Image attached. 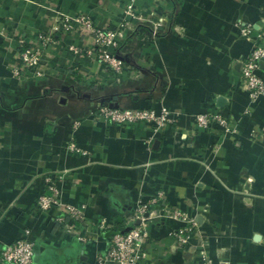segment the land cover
I'll return each mask as SVG.
<instances>
[{
    "label": "crops",
    "instance_id": "obj_1",
    "mask_svg": "<svg viewBox=\"0 0 264 264\" xmlns=\"http://www.w3.org/2000/svg\"><path fill=\"white\" fill-rule=\"evenodd\" d=\"M78 14L112 29L127 24L121 72L87 56L85 33L54 31L56 19ZM238 21L264 33V0H0V248L28 228L33 264H96L110 237L136 223L139 202L161 191L148 209L179 208L197 227L190 246L177 247L170 232L182 223L152 217L148 259L136 264H264V96L250 105L240 89L251 42ZM48 33L53 43L38 41ZM29 45L44 50L42 72L17 78L11 68ZM257 74L264 79V63ZM99 104L165 109L177 123L160 132L109 124L93 115ZM208 105L236 133L194 129L193 115ZM52 173L64 174L60 199L82 207L86 224L68 230L35 212Z\"/></svg>",
    "mask_w": 264,
    "mask_h": 264
},
{
    "label": "built area",
    "instance_id": "obj_2",
    "mask_svg": "<svg viewBox=\"0 0 264 264\" xmlns=\"http://www.w3.org/2000/svg\"><path fill=\"white\" fill-rule=\"evenodd\" d=\"M126 26L127 24H121L119 29H112L103 25L98 26L93 23L89 16L78 14L72 17L56 19L53 29L63 33H69L74 30L85 33L91 39V46L86 51L87 56L99 62L107 74L115 75L123 69V62L116 56V49L118 48V39L124 36V28L122 27ZM234 26L241 37L251 42L250 51L241 59L239 64L240 89L245 93L246 99L251 105L264 96V79L257 74L264 63V33L259 32L253 35L252 24L241 21L236 22ZM38 41L53 43L49 33L42 34ZM68 49L71 51L75 50L73 46H69ZM19 59V65L11 68L14 76L25 78L41 74L42 65L44 64L43 48L35 45L26 46L20 51ZM92 113L95 117L101 118L109 124L120 126L147 125L158 132L177 123V118L173 116L172 112L165 109L156 113L150 108L122 109L112 108L108 104H99L93 109ZM244 114L249 115L250 108H246ZM192 124L196 130L212 129L221 135L233 134L237 131L236 125L228 116L214 110L210 105L203 111L193 115ZM256 134L257 129H253L249 136L254 139ZM69 149L75 150L73 144H69ZM64 177L63 173H52L43 176L44 192L37 197L34 210L36 213L50 214V219L58 227L66 226L68 230H74L77 225L84 222L86 224L87 222L82 207L62 203L58 184L63 181ZM161 196L162 192L159 191L148 201L139 202L132 219L136 223L132 225L130 230L114 233L110 237L106 251L97 256L96 264L108 262L136 264L141 260H147V245L149 242L146 228L151 223L152 217L158 216L160 213L182 223L170 232L175 245L182 248L190 246L191 236L197 227L195 217L184 210L174 207L149 210V205L158 203ZM99 224L101 227H105L107 223L103 219ZM80 239L84 240L85 238L80 237ZM34 245L35 242L30 230L25 228L14 241L1 245L0 262L2 264H33ZM193 252L200 256L202 262L204 260L209 261L205 250L195 248Z\"/></svg>",
    "mask_w": 264,
    "mask_h": 264
},
{
    "label": "water",
    "instance_id": "obj_3",
    "mask_svg": "<svg viewBox=\"0 0 264 264\" xmlns=\"http://www.w3.org/2000/svg\"><path fill=\"white\" fill-rule=\"evenodd\" d=\"M223 103H224V98H223V97H218V98H217V105L222 106ZM130 229H131V227H129V228L127 229V231L130 230Z\"/></svg>",
    "mask_w": 264,
    "mask_h": 264
}]
</instances>
